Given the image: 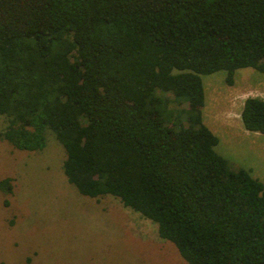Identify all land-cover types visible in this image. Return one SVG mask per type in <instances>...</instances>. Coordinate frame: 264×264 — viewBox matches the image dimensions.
Instances as JSON below:
<instances>
[{"label": "trees", "instance_id": "trees-1", "mask_svg": "<svg viewBox=\"0 0 264 264\" xmlns=\"http://www.w3.org/2000/svg\"><path fill=\"white\" fill-rule=\"evenodd\" d=\"M247 67L264 73V0H0V136L37 151L54 132L68 181L157 223L186 264H264V185L203 117V75ZM241 118L264 134V98Z\"/></svg>", "mask_w": 264, "mask_h": 264}, {"label": "rangeland", "instance_id": "rangeland-1", "mask_svg": "<svg viewBox=\"0 0 264 264\" xmlns=\"http://www.w3.org/2000/svg\"><path fill=\"white\" fill-rule=\"evenodd\" d=\"M204 122L219 137L217 152L232 169H245L264 185V134L245 129L241 112L251 96L264 98V73L247 67L203 75ZM169 108L184 119L187 102ZM7 119L0 114V132ZM66 151L54 132L42 150L15 148L0 136V264H186L158 224L118 198H92L71 184Z\"/></svg>", "mask_w": 264, "mask_h": 264}]
</instances>
